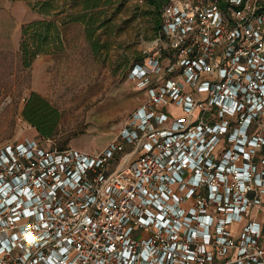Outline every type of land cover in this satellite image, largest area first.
I'll list each match as a JSON object with an SVG mask.
<instances>
[{
    "label": "built area",
    "instance_id": "1",
    "mask_svg": "<svg viewBox=\"0 0 264 264\" xmlns=\"http://www.w3.org/2000/svg\"><path fill=\"white\" fill-rule=\"evenodd\" d=\"M260 1L170 0L103 148L0 147V264H264Z\"/></svg>",
    "mask_w": 264,
    "mask_h": 264
},
{
    "label": "rangeland",
    "instance_id": "2",
    "mask_svg": "<svg viewBox=\"0 0 264 264\" xmlns=\"http://www.w3.org/2000/svg\"><path fill=\"white\" fill-rule=\"evenodd\" d=\"M73 15L84 19L73 21ZM37 20L53 21L64 47L38 54L25 68L22 27ZM154 39L146 0H0V147L41 138L23 115L36 93L60 113L57 146L103 148L145 99L128 70L153 52Z\"/></svg>",
    "mask_w": 264,
    "mask_h": 264
},
{
    "label": "trees",
    "instance_id": "3",
    "mask_svg": "<svg viewBox=\"0 0 264 264\" xmlns=\"http://www.w3.org/2000/svg\"><path fill=\"white\" fill-rule=\"evenodd\" d=\"M146 1L149 5V13L154 24L156 38L161 33L162 29L163 8L170 0ZM260 3L262 9H264V0H261ZM43 5L44 9L49 11L52 3L47 1L43 2ZM71 19L73 21H79L84 18L82 16L73 15ZM63 47L64 43L61 32L53 21L37 20L29 22L22 27L19 49L21 53V62L25 68L31 66V63L38 54L53 52L54 49L62 50ZM143 59L140 58V60L135 61L132 65L142 62ZM23 115L25 119L36 127L41 138L51 139L54 142V146L58 149H64V147L57 146L54 141V133L60 120V113L47 102V100L36 93H32L24 106Z\"/></svg>",
    "mask_w": 264,
    "mask_h": 264
},
{
    "label": "crops",
    "instance_id": "4",
    "mask_svg": "<svg viewBox=\"0 0 264 264\" xmlns=\"http://www.w3.org/2000/svg\"><path fill=\"white\" fill-rule=\"evenodd\" d=\"M177 109V108H176Z\"/></svg>",
    "mask_w": 264,
    "mask_h": 264
}]
</instances>
